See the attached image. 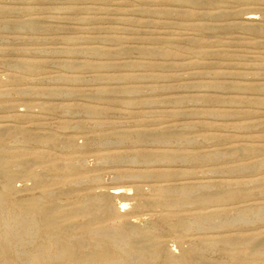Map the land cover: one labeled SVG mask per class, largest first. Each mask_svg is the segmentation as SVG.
<instances>
[{
    "label": "rangeland",
    "instance_id": "obj_1",
    "mask_svg": "<svg viewBox=\"0 0 264 264\" xmlns=\"http://www.w3.org/2000/svg\"><path fill=\"white\" fill-rule=\"evenodd\" d=\"M5 166L0 221L21 220L17 206L26 207L76 234L84 223L134 216L140 228L160 223L153 234L174 256L199 239L252 238L250 259L196 264L264 263V219L255 214L264 208V0H0ZM197 182L213 186L209 199L183 206ZM115 187L122 192L111 196ZM93 194L116 214L78 216L81 206L93 210L84 204ZM32 196L42 199L31 209ZM212 212L225 224L162 225ZM78 238L68 240L87 249ZM132 243L142 252V236ZM0 264L13 263L3 255Z\"/></svg>",
    "mask_w": 264,
    "mask_h": 264
},
{
    "label": "bare ground",
    "instance_id": "obj_2",
    "mask_svg": "<svg viewBox=\"0 0 264 264\" xmlns=\"http://www.w3.org/2000/svg\"><path fill=\"white\" fill-rule=\"evenodd\" d=\"M162 138L164 140L171 139L170 137H162ZM124 139L129 140L132 138L125 136ZM133 139L135 138L133 137ZM196 139L197 138H195V140ZM217 155H219V153ZM217 155H215V157ZM202 158L203 157H201L200 159ZM176 161L178 162V160ZM204 174L205 173H203V175ZM181 175H184V174H181ZM9 178H10V174H9L8 166H5V168H2V169L0 168V179L8 180ZM237 183L238 182H236V184ZM193 187H194V191L196 192L188 193L186 191L187 193H183V194L181 193L182 194L181 202L183 206L192 207V206L198 205L202 199L204 200L208 198V197L207 198L205 197L208 196L209 191L213 186L208 183L206 184V183L197 182L193 185ZM218 187H219V189H217L218 191L223 189L221 185ZM5 189L7 190V187ZM121 192L122 190L120 189V187H115L109 191V194L111 196H118V194H120ZM238 194L239 193H237V195ZM52 197H53L52 193H48L46 196H43V199L44 198L51 199ZM40 199L42 198L39 196L35 198H33L32 196V198L30 199L31 209L33 208V206L37 207V205H39ZM98 200L99 199L95 198V196L86 198L84 204L85 205L92 204L91 207L93 210L86 211L84 206H81L79 208V211L77 212V215L81 217L90 218V220L92 219L96 220V219H99L105 216H112L116 214L115 213L116 209L114 210V208L111 210L108 207H105V208H102L101 206L99 207ZM125 205H126L125 202L120 201L117 207L124 208ZM17 207H18L17 210L22 216L21 220L14 222L7 218L3 221L1 219L0 221V256L6 255L9 258L10 262L13 264H85V261L89 262V264H196L198 262H201L204 258H208V257H216V256L226 257V258L237 257L242 260H246V259H250L254 257L253 255L256 254V251L252 249V238L234 237V238L224 239L222 241L219 240V242H215V243L210 242L205 239H199L196 242L192 243L193 245L192 249H190L189 251H185L180 256H174L158 241L157 235L153 234V233L158 234L157 232H161V230H163V228L161 227V224L158 222L157 223L154 222L150 224L149 226H147L146 228H140L135 225L136 217L132 215L133 217L131 219L126 218L123 222L120 221L118 223H113L112 225H109V226L106 225L103 227L101 226L92 227L90 226L91 224L84 223L78 226L77 232L75 234V233L67 232L65 226L55 223L54 221L48 219L40 211L31 212V210L30 211L27 210L26 207H19V206ZM1 209L2 208L0 207V210ZM11 209L16 210V207H13V208L11 207ZM238 211L234 209V211L228 215H233L234 213H237ZM218 213L219 212L213 213L214 216L213 218L210 217L211 220H208V219L205 220L202 216H200L201 214L197 213V214H194V216L192 215V217L189 220H185L183 222L179 221L178 218L176 217L173 218L171 216V217L165 218L164 220L165 224H162V225L168 224L169 229H172L177 226L179 227L181 224H183V226H186L187 228H200V227L205 228L206 226L211 227L212 224H216V225H221L222 223L225 224L223 215L220 216ZM255 214L258 215L259 218L256 217L258 220L260 219L263 220L264 219V208H260V210H258V212H255ZM240 215L241 214H239L238 216ZM233 219L231 218L232 221ZM250 221L251 220H249V222ZM226 225L228 224L226 223ZM218 229L220 230L222 228H218ZM198 231L200 232V230ZM78 236H83L88 239L87 249H82L81 246L77 244H76L77 246L70 244V240L68 239L77 240ZM135 236H142L144 238L145 245L142 246L143 247L142 252L140 253H139L140 249H138L139 247H136V245L132 243ZM79 243L81 244V242ZM241 243H243V245L247 244L248 248L245 252L238 254L237 256L230 250L232 249V247L238 244H241ZM228 246L229 247L231 246V248H228ZM263 251L264 249L262 250V252ZM259 264H264V263L260 262Z\"/></svg>",
    "mask_w": 264,
    "mask_h": 264
}]
</instances>
